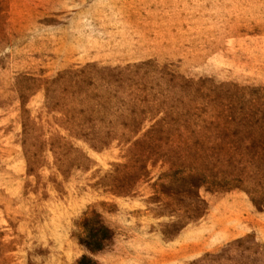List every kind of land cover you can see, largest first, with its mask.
<instances>
[{
  "label": "rangeland",
  "instance_id": "374dc122",
  "mask_svg": "<svg viewBox=\"0 0 264 264\" xmlns=\"http://www.w3.org/2000/svg\"><path fill=\"white\" fill-rule=\"evenodd\" d=\"M83 257L264 264V0H0V264Z\"/></svg>",
  "mask_w": 264,
  "mask_h": 264
},
{
  "label": "trees",
  "instance_id": "16d2710c",
  "mask_svg": "<svg viewBox=\"0 0 264 264\" xmlns=\"http://www.w3.org/2000/svg\"><path fill=\"white\" fill-rule=\"evenodd\" d=\"M94 220H87L84 223L85 236L81 240L82 245L91 253H98L104 250L106 243L112 239L110 230L104 225L97 226ZM80 264H92L91 260L83 257Z\"/></svg>",
  "mask_w": 264,
  "mask_h": 264
}]
</instances>
